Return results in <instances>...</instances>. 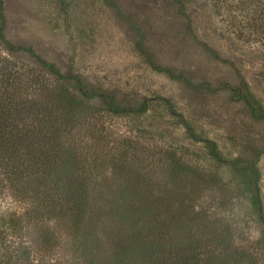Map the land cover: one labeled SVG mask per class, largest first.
<instances>
[{
    "label": "rangeland",
    "instance_id": "1",
    "mask_svg": "<svg viewBox=\"0 0 264 264\" xmlns=\"http://www.w3.org/2000/svg\"><path fill=\"white\" fill-rule=\"evenodd\" d=\"M2 1L6 37L13 43L32 47L62 72L71 71L87 86L114 95L120 105L169 99L196 135L215 142L220 160L209 157L202 143L189 140L158 100L142 119L99 121L110 144L131 136L146 153L145 169L157 175L153 179L166 208L168 197L175 199L182 220L173 234L181 244L190 241L184 215L192 216L204 225L198 238L219 245L212 259H219L216 264H264V226L256 216L252 185L229 164L247 167L258 157L264 214V121L253 119L230 91L244 79L264 108V26H258L264 22V0H185L193 34L171 0H113L117 8L104 0ZM40 74L54 91L61 89V83ZM86 137L88 152L94 142ZM9 191L0 190V212L17 210ZM102 226L112 230L108 222ZM50 227L57 234V227ZM3 242L24 253V264H86L69 237L52 250H43L31 234L8 232Z\"/></svg>",
    "mask_w": 264,
    "mask_h": 264
},
{
    "label": "trees",
    "instance_id": "2",
    "mask_svg": "<svg viewBox=\"0 0 264 264\" xmlns=\"http://www.w3.org/2000/svg\"><path fill=\"white\" fill-rule=\"evenodd\" d=\"M104 1L117 8L113 0ZM171 3L188 19L186 29L193 34L186 1ZM6 25L0 0V190H11L17 203L16 211L0 212V264H24V253L3 247L8 232L17 237L31 234L43 250H52L63 236L69 237L86 264L218 263L219 259H212L217 250L220 252L219 245L198 238L204 228L198 218L184 215L190 241H178L173 232L182 219L174 207L175 199L168 197L166 208L164 194L153 179L157 175L151 172V177L145 169L146 153L131 136L121 143L118 140L119 145L110 144L103 138L99 121L142 119L151 102L158 100L189 140L202 143L209 157L220 160L215 142L196 135L169 99L146 98L137 107L120 105L114 95L87 86L71 71L62 72L32 47L13 43L6 37ZM258 26L262 28L264 22ZM23 60L30 67L19 66ZM40 73L61 83V89L54 91ZM230 91L231 99L241 101L253 119L264 121V108L244 79ZM85 135L94 142L88 152L82 140ZM257 162L258 157L247 167L229 164L249 179L256 216L264 226ZM169 163L176 166L177 161L170 157ZM104 222L111 224L112 230L106 232ZM50 225L57 227V234ZM196 249H201L202 255L195 256Z\"/></svg>",
    "mask_w": 264,
    "mask_h": 264
}]
</instances>
